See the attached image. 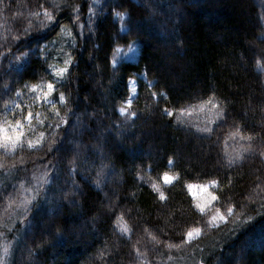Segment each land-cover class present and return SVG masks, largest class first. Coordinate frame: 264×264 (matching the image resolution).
<instances>
[{
	"label": "trees",
	"instance_id": "16d2710c",
	"mask_svg": "<svg viewBox=\"0 0 264 264\" xmlns=\"http://www.w3.org/2000/svg\"><path fill=\"white\" fill-rule=\"evenodd\" d=\"M62 26L72 35H60ZM4 36L0 117L22 116L15 104L26 113L29 100L33 122L36 111L51 120L24 85L52 79L53 58L60 66L66 53L74 58L56 81L68 98L57 106L71 111L53 151L25 152L23 165L19 152L0 151V214L4 196L36 195L23 224L14 205L13 231L0 229V245L13 241L10 264H264V0H0ZM129 45L135 59L117 61ZM128 79L135 94L126 106ZM212 104L225 119L207 135L196 128ZM57 123L45 121L49 136ZM177 172L175 183L161 182ZM212 178L224 221L186 238L196 217L184 181Z\"/></svg>",
	"mask_w": 264,
	"mask_h": 264
},
{
	"label": "clouds",
	"instance_id": "9594fccd",
	"mask_svg": "<svg viewBox=\"0 0 264 264\" xmlns=\"http://www.w3.org/2000/svg\"><path fill=\"white\" fill-rule=\"evenodd\" d=\"M6 7V5H5ZM76 8H79V5H76ZM91 12L92 9L90 8ZM44 14L47 17L48 22L54 21L55 17L52 16L48 10H44ZM127 13H119L121 16H125ZM78 19V17H77ZM43 26V25H42ZM60 35H68L71 36V29L66 30V26H62L60 29ZM8 37H0V39H7ZM11 39L13 41H18L20 37L15 33L11 34ZM10 48H6L4 51H0V56H3L5 52L10 51ZM21 55H26V53H22ZM68 59H65L63 62V66H60L55 63V58L52 61H49L46 65L48 70L47 75L52 77V79L41 78L35 82H29L24 85L26 88V93L31 98L32 102L37 105H46L47 113L51 114L52 119L49 120V115L45 114L43 111H36L35 113V122H33V111H32V103H29V100L24 101V106L27 107V112H23V108L19 103L15 104V111L19 110L23 113L22 116H16V119L13 120L10 118L9 114H5L0 117V151L3 153L14 156L17 152L21 155L17 157L19 163L23 165L26 162L24 157V153H40L43 152L45 155L47 153H51L53 151L54 146L57 144L56 136L58 134V129L60 127L67 126L68 124V113L71 111L70 107H65L63 114L61 113L60 107L57 106V103L61 106H65L68 104V98L66 97L63 91H58L56 87L57 80H64L67 78L68 69L70 67L71 61L74 59L70 52L66 53ZM17 60L20 59V56L16 57ZM41 59H45V55L43 51L41 52ZM259 64V60L257 61ZM54 93L58 94V102L53 101L52 96ZM34 94V95H32ZM21 89H17L15 92V96H21ZM6 105L9 101L4 102ZM122 111V110H121ZM43 117V118H42ZM58 118L59 123H57L56 128L53 129L50 136L43 129V125L45 121H49L51 124L54 120ZM225 119L224 109L220 104H212L207 111L204 113V120L206 121V126L203 128H196V131L202 132L207 135L213 134L212 125L217 124L220 120ZM39 126V127H38ZM235 135L239 136L242 140L251 141L254 138V134H244L240 131H237ZM51 137V138H50ZM261 156L264 157V153H261ZM4 159V156L0 155V160ZM242 159V157H241ZM48 161L47 163H50ZM228 163H232L231 158L229 157ZM3 167V165H0ZM39 167V165H37ZM47 167V164L44 165ZM50 172L45 171L43 173L44 177H48ZM164 182L167 185H171L175 183V181L180 179V175L177 172L175 176L169 177L166 173L162 174ZM45 183H49L48 180L44 181ZM94 183H96L94 181ZM25 181H19V187L24 189ZM219 185V181L217 179H207L203 183H197L192 181H184L185 190L188 193L190 200V208L191 214H194L196 217L195 223L189 224L185 230L184 235L187 238L189 235L199 238L200 235L204 234L207 229H210L213 226V221L220 216L221 209L218 206V201L220 197L215 195L211 190L215 189ZM99 187L98 184H96ZM27 191H31V189H27ZM156 198L163 202L167 199L165 193H157ZM36 199V195H32L30 198H22L19 203L16 202V198L12 195H6L3 198L4 203V212L0 214V229H4L7 232H12L16 223V212L12 211L13 206L15 205L16 209H21L23 215L19 217L21 224H23L24 220L27 219L28 215L31 212V204ZM231 212V208H229V213ZM117 217L119 219H123V213H117ZM116 221H113L115 225ZM129 228V232H130ZM6 237V232L0 230V238ZM153 241H155V237H151ZM190 242V241H185ZM13 241L9 240L6 245L0 246V264H10V256H11V245ZM171 259V257H169Z\"/></svg>",
	"mask_w": 264,
	"mask_h": 264
},
{
	"label": "rangeland",
	"instance_id": "374dc122",
	"mask_svg": "<svg viewBox=\"0 0 264 264\" xmlns=\"http://www.w3.org/2000/svg\"><path fill=\"white\" fill-rule=\"evenodd\" d=\"M136 54H137V46L136 45H129L127 46L126 48H118L116 50V53H115V59L117 61H120V60H123V61H133L136 57ZM127 87L129 89V95H128V98L127 100L124 102V104L127 106L130 101L133 99L134 97V94H135V83L132 79H128L127 82ZM122 110V111H121ZM119 113H124L125 112V109L124 108H120L119 110ZM169 177H172L170 175H168ZM161 182L163 184H166L164 182V179L163 177L161 178ZM216 189V188H215ZM215 189H212L211 191L215 194ZM224 221V218L220 215L219 217H217L214 221H213V225H217L221 222ZM192 235H189V238L191 237ZM2 246V245H0Z\"/></svg>",
	"mask_w": 264,
	"mask_h": 264
}]
</instances>
